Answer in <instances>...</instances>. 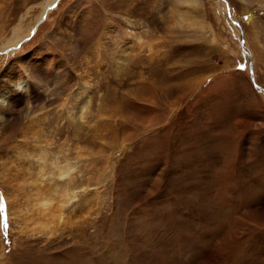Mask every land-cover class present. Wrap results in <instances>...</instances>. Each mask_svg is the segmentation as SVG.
Returning <instances> with one entry per match:
<instances>
[{
  "label": "rangeland",
  "instance_id": "1",
  "mask_svg": "<svg viewBox=\"0 0 264 264\" xmlns=\"http://www.w3.org/2000/svg\"><path fill=\"white\" fill-rule=\"evenodd\" d=\"M45 1L0 0V77H41L0 105V264H264V0Z\"/></svg>",
  "mask_w": 264,
  "mask_h": 264
},
{
  "label": "bare ground",
  "instance_id": "2",
  "mask_svg": "<svg viewBox=\"0 0 264 264\" xmlns=\"http://www.w3.org/2000/svg\"><path fill=\"white\" fill-rule=\"evenodd\" d=\"M189 1H190V3H192L196 7H198L200 4L199 0H189ZM182 2L184 3V1H182ZM219 3H223V2L219 1ZM54 4H55V0H47V1H45V3H43V9L44 10L42 12L41 17L38 18L39 19L38 23L40 21V18H41V20L46 18L45 16H46L47 12H50V10H52ZM192 16H191V18H192ZM179 22L183 23V22H185V19L182 18V21H179ZM27 36H28V34H23L21 29L17 28L13 32L12 40L6 43V45H9V46H5V47H8V49H10L9 47H11L12 45L14 46L15 44L21 43L22 41H24L26 39ZM130 41H133L130 44L132 46L131 52L133 53L134 56L139 55L143 51V44L140 42V40L137 41L135 39L130 38ZM250 57L251 56L249 55V58ZM250 59L252 60V58H250ZM40 82H41V77L33 76V74L30 76L29 79H26V78L22 79L21 77H19V74L16 71H10V72L5 71L0 77V105L5 107V112L7 114H13L14 110L18 108L17 105L22 104V102H23L22 99H23V96L25 94H27L28 97H31L32 93H33V89H38V90L41 89ZM262 93L264 94L263 91H262ZM86 101L87 102L89 101L88 96L86 97ZM68 114L70 117L72 116L71 110L69 111ZM6 117L7 116H5L4 119ZM25 123L27 125H30L31 121L29 120V121H26ZM26 127H28V126H26ZM23 132L25 135H30L31 138L35 137L37 134V131H35V130L34 131L32 130V132L30 131L31 134H28L29 131L27 133L25 131H23ZM61 132H62V130H61ZM4 135H5V138H3L2 140H5L6 143H10L9 140L11 139L12 135H10V134H4ZM58 135L62 136L63 134H61L59 132ZM29 141H31V140L29 139ZM4 150H5V148H4ZM8 159L9 160H8L7 165L3 166L5 168H9L8 170H5V172L7 174H11L10 169H12V171H14L17 168H23V170L22 169H20V170L24 171L25 180L28 179V176L31 174L33 168H46V166L48 164L47 163L48 161L46 160V155L44 154V151L42 149H39L36 147L33 148V146H22V145H15L14 147L12 146V148L9 151ZM2 161H3V159L0 158V165L2 164ZM52 165L54 168H57L56 170L60 171V176H66L68 174V171L66 170V168H68L67 165H59L56 162L53 163ZM10 166H12V167L10 168ZM7 174H5V176ZM8 177L9 178H7V180H9L10 183H13V184L16 183L15 186L18 187L17 182L19 181V176L18 175H11ZM19 195L14 196L12 198V201L10 202L12 204V208H10V209H12L17 214V216L24 215L26 210H27L24 203H22V199H20ZM60 205L62 206V204H60ZM35 207H36V212H39V214L44 219L46 218V220L49 221L50 224H52V222L55 220V219L51 218V215H50L51 213H53L52 212L53 211L52 210V207H53L52 201L41 196L38 199H36ZM57 207H59V206H57ZM60 209H62V208H60ZM36 215H38V214H36ZM61 215L62 214H60V215L58 214V219H61ZM24 217H27V216H24ZM46 225H47V223H46ZM55 229H57V228L55 227ZM53 231H56V230H53ZM80 261H77V262L79 263Z\"/></svg>",
  "mask_w": 264,
  "mask_h": 264
},
{
  "label": "water",
  "instance_id": "3",
  "mask_svg": "<svg viewBox=\"0 0 264 264\" xmlns=\"http://www.w3.org/2000/svg\"><path fill=\"white\" fill-rule=\"evenodd\" d=\"M250 72H251L252 80H253V82L255 83V75H254V71H253V65H252V63H250ZM255 86H256V88H259L261 91L264 92V89L261 88L260 86H258L256 83H255Z\"/></svg>",
  "mask_w": 264,
  "mask_h": 264
}]
</instances>
